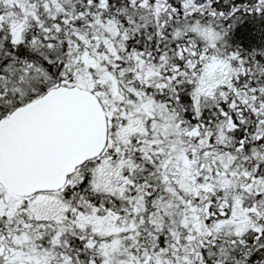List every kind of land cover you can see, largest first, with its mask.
I'll list each match as a JSON object with an SVG mask.
<instances>
[{
	"label": "snow or ice",
	"instance_id": "obj_1",
	"mask_svg": "<svg viewBox=\"0 0 264 264\" xmlns=\"http://www.w3.org/2000/svg\"><path fill=\"white\" fill-rule=\"evenodd\" d=\"M0 264H264V0H0Z\"/></svg>",
	"mask_w": 264,
	"mask_h": 264
}]
</instances>
